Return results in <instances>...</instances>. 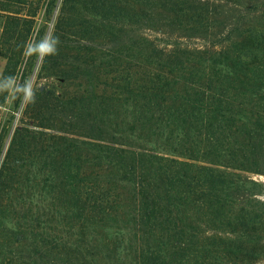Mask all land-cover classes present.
Listing matches in <instances>:
<instances>
[{
    "label": "trees",
    "instance_id": "obj_1",
    "mask_svg": "<svg viewBox=\"0 0 264 264\" xmlns=\"http://www.w3.org/2000/svg\"><path fill=\"white\" fill-rule=\"evenodd\" d=\"M0 18L2 78L55 35L42 70L75 82L0 136V264L264 256V0H0Z\"/></svg>",
    "mask_w": 264,
    "mask_h": 264
},
{
    "label": "rangeland",
    "instance_id": "obj_2",
    "mask_svg": "<svg viewBox=\"0 0 264 264\" xmlns=\"http://www.w3.org/2000/svg\"><path fill=\"white\" fill-rule=\"evenodd\" d=\"M52 25L50 27V30ZM3 30V21L0 18V40ZM43 58L34 57L30 59L28 66H20L18 72L15 76L19 83H23L25 80H31L35 89H46L53 91L56 95H73L75 94V82H65L63 81L57 70H51L45 72L42 70ZM7 65V58L0 54V78L3 76V72ZM4 93L0 94V99H2ZM26 101L20 96H14L11 92H8L6 102L3 105H0V119L2 124L0 128V136H3V141L5 146L11 141V138L17 129L21 127L23 131L27 129L20 120H22L23 109L25 108ZM2 134V135H1ZM260 180H264L263 177H258ZM253 264H264V256L260 260H257Z\"/></svg>",
    "mask_w": 264,
    "mask_h": 264
},
{
    "label": "clouds",
    "instance_id": "obj_3",
    "mask_svg": "<svg viewBox=\"0 0 264 264\" xmlns=\"http://www.w3.org/2000/svg\"><path fill=\"white\" fill-rule=\"evenodd\" d=\"M60 39L58 36L44 37L39 41L32 40L24 45V52L27 56L35 55L37 58H46L58 54V45ZM9 91L14 96H20L29 104L36 101L35 85L31 80H25L19 83L15 77L8 76L0 78V92Z\"/></svg>",
    "mask_w": 264,
    "mask_h": 264
}]
</instances>
